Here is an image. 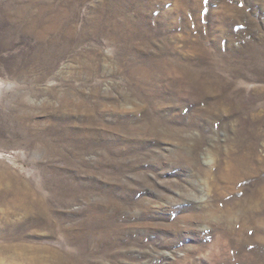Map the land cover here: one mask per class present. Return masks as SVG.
<instances>
[{
	"label": "rangeland",
	"instance_id": "1",
	"mask_svg": "<svg viewBox=\"0 0 264 264\" xmlns=\"http://www.w3.org/2000/svg\"><path fill=\"white\" fill-rule=\"evenodd\" d=\"M0 264H264V0H0Z\"/></svg>",
	"mask_w": 264,
	"mask_h": 264
}]
</instances>
